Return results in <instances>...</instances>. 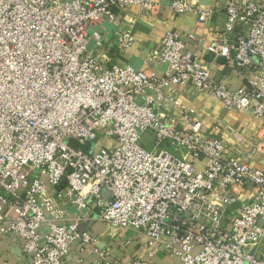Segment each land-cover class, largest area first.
Instances as JSON below:
<instances>
[{
	"label": "built area",
	"instance_id": "2783aa9c",
	"mask_svg": "<svg viewBox=\"0 0 264 264\" xmlns=\"http://www.w3.org/2000/svg\"><path fill=\"white\" fill-rule=\"evenodd\" d=\"M135 6L161 2L0 0V245L20 249L22 264H111L100 235L79 229L99 210L112 236L147 238L130 264L159 252L180 264H264V0H228L206 46L246 78L239 90L174 32L149 54L162 71L108 66L103 23ZM212 13L200 9L198 22ZM132 40L123 31L120 51ZM178 87L211 93L263 127L240 151L205 131Z\"/></svg>",
	"mask_w": 264,
	"mask_h": 264
},
{
	"label": "crops",
	"instance_id": "0c3cea01",
	"mask_svg": "<svg viewBox=\"0 0 264 264\" xmlns=\"http://www.w3.org/2000/svg\"><path fill=\"white\" fill-rule=\"evenodd\" d=\"M160 8L155 11L152 7L142 8L135 6L125 12H119L115 21H105L101 29V38L104 43V51L109 56L108 66L129 64L136 69H148L156 67L162 71V67L155 63H149V54L162 47V39L167 32L179 35L187 44V47L196 52L209 67L212 77L217 81L228 83L232 90L247 87L244 76L231 68L225 59L216 58L206 51V46L219 37L222 32L226 14L224 7L228 0H184L189 9L178 14L170 8L171 0H159ZM212 8L211 17L205 22H198L200 9ZM131 28L133 33L132 44L124 51H120L117 37L125 30ZM187 90V89H186ZM178 87V97L183 103L196 111V117L202 121L207 133L222 135L226 142L244 151L246 146L252 144L257 137V130L263 127V122L256 119L248 111L228 110L211 93L197 95L192 91ZM177 117L178 113L173 111ZM232 127L240 136L232 137L225 132V127ZM103 195L109 198L111 195L104 189ZM98 211L80 223L81 231H93L101 237V247L112 249L111 264H130L138 254L145 253L147 238L143 234H137L130 230H124L118 236H112L106 224L99 218ZM127 241L130 244L125 245ZM0 264H22L21 251L14 248L8 251L0 245ZM151 264H180L175 258L159 252Z\"/></svg>",
	"mask_w": 264,
	"mask_h": 264
},
{
	"label": "rangeland",
	"instance_id": "374dc122",
	"mask_svg": "<svg viewBox=\"0 0 264 264\" xmlns=\"http://www.w3.org/2000/svg\"><path fill=\"white\" fill-rule=\"evenodd\" d=\"M142 143L143 144H148V136H145L144 138H143V140H142ZM73 144V146H75V147H81V148H84V149H86L87 148V146H81V145H79V144H77V143H72ZM233 206H237V203H235Z\"/></svg>",
	"mask_w": 264,
	"mask_h": 264
}]
</instances>
